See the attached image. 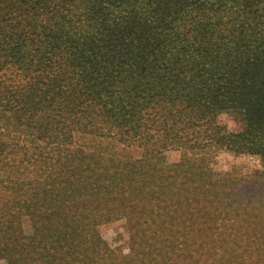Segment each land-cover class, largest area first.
Segmentation results:
<instances>
[{
	"label": "trees",
	"instance_id": "1",
	"mask_svg": "<svg viewBox=\"0 0 264 264\" xmlns=\"http://www.w3.org/2000/svg\"><path fill=\"white\" fill-rule=\"evenodd\" d=\"M0 11V218L45 225L58 211L78 223L72 212L89 202L77 181H120L87 187L123 198L124 182L151 177L137 167L158 159L155 135L166 151L264 166V0H0ZM222 111L239 114L240 133L217 124ZM88 137L129 161L100 156ZM71 237L42 263L62 264L80 243Z\"/></svg>",
	"mask_w": 264,
	"mask_h": 264
},
{
	"label": "rangeland",
	"instance_id": "2",
	"mask_svg": "<svg viewBox=\"0 0 264 264\" xmlns=\"http://www.w3.org/2000/svg\"><path fill=\"white\" fill-rule=\"evenodd\" d=\"M216 119L226 133L242 130L235 111H222ZM149 132L153 134L152 129ZM83 141L92 144L100 156H106L104 151L117 156L111 158L121 164L129 161L123 155L132 153L117 143L89 137ZM150 145L159 151L158 159L150 166L153 160L149 158L137 170L140 177L144 173L151 177L127 181L133 185L130 189L124 182L119 193L123 198L115 202L87 186L102 189L120 181H77L87 191L84 200L89 202L69 216L78 223L62 225L58 211L49 214L45 225L26 213L4 214L0 264H46L43 255L45 262L58 256L66 235L80 243L68 249L62 264H264V166L258 157L207 149L196 154L166 151L157 135ZM141 156L140 150L131 155L133 160ZM39 175V179L44 176ZM2 198L7 202L6 194ZM52 222L57 226L51 227ZM75 256L79 263L74 262Z\"/></svg>",
	"mask_w": 264,
	"mask_h": 264
}]
</instances>
